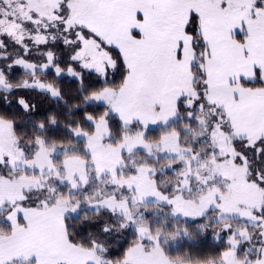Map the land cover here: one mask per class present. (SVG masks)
<instances>
[{
	"label": "snow or ice",
	"instance_id": "snow-or-ice-1",
	"mask_svg": "<svg viewBox=\"0 0 264 264\" xmlns=\"http://www.w3.org/2000/svg\"><path fill=\"white\" fill-rule=\"evenodd\" d=\"M0 264H264V0H0Z\"/></svg>",
	"mask_w": 264,
	"mask_h": 264
},
{
	"label": "trees",
	"instance_id": "trees-1",
	"mask_svg": "<svg viewBox=\"0 0 264 264\" xmlns=\"http://www.w3.org/2000/svg\"><path fill=\"white\" fill-rule=\"evenodd\" d=\"M183 250H184L183 248L180 249V251H183Z\"/></svg>",
	"mask_w": 264,
	"mask_h": 264
}]
</instances>
